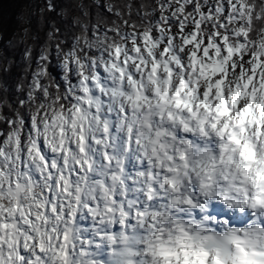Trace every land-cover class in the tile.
Returning <instances> with one entry per match:
<instances>
[{
  "label": "snow or ice",
  "instance_id": "obj_1",
  "mask_svg": "<svg viewBox=\"0 0 264 264\" xmlns=\"http://www.w3.org/2000/svg\"><path fill=\"white\" fill-rule=\"evenodd\" d=\"M73 8L78 15L66 24L68 31L49 23L39 49L25 37L37 39L33 23L55 11L51 0L40 5L26 0L15 31L0 24V264H75L105 237L131 242L146 230L163 228L158 202L166 199L163 183L172 184L161 177L159 158L155 171L143 160L145 140L138 138L137 127L146 115L154 123L172 120L169 105L187 106L196 116L182 95L195 92L203 97L198 105L213 111L212 99L223 105L222 88L235 77L228 84L231 109L218 106L207 129L200 122L199 138L209 144L210 132L217 139L225 129L231 133L229 121L242 125L247 117L259 126L264 120V0H127L123 5L68 0L65 15ZM10 47L21 51L23 62L14 80ZM217 73L221 76L213 82ZM242 98L247 103L239 108ZM221 116L226 119L217 130ZM179 123L196 134L190 124ZM174 139L177 159L185 156L180 145L203 147L191 138ZM228 139L240 143L234 133ZM225 147L219 145L220 151ZM253 156L250 147L247 156L241 148L243 159ZM84 217L91 237L81 235L78 221ZM113 247L121 264L120 248ZM233 248L230 264H264V251L235 241ZM151 254L160 264H192L182 248L177 254L159 244Z\"/></svg>",
  "mask_w": 264,
  "mask_h": 264
},
{
  "label": "clouds",
  "instance_id": "obj_2",
  "mask_svg": "<svg viewBox=\"0 0 264 264\" xmlns=\"http://www.w3.org/2000/svg\"><path fill=\"white\" fill-rule=\"evenodd\" d=\"M208 71L211 72L212 69ZM165 75L161 72V79ZM228 75L233 74L229 72ZM220 76L221 73H217L212 81ZM177 79L178 77H174L173 83ZM234 81L233 76L222 88L223 105L219 99H212L216 93L215 89L212 90L209 96L212 103L208 107L213 111H205L202 105H198V99L202 100L203 97H196L193 92L191 95H182V99L192 106L193 112H197L196 116L188 111L187 106L173 108L169 105L167 111L172 112V120L154 123L146 115L139 122L137 136L145 140L143 160L150 162L155 171L159 158L161 177L167 176L172 184L170 188L167 181L163 183V195L166 199L162 203L158 202L161 214L157 216V220L163 228L146 230L147 234L141 233L131 242L124 238L105 237L101 247H89L86 255L77 256L75 264H117L114 245L120 248L121 264H160L161 258L151 254L159 244L167 245L169 250L175 249L177 254L182 248L192 264H199L201 259H204L205 264H215L217 259L222 264H230L229 258L234 251L233 241L246 248L264 251V120L260 121L259 126L256 121L249 124L247 117L242 125L233 126L229 121L231 133L225 129L223 138L217 139L210 132V144L199 138L201 121L205 122L207 129V121L216 115L215 109L218 106L231 109V89L228 84ZM206 83L207 81H201L202 85ZM160 86L164 87L163 84ZM145 87L146 91H152L151 85ZM246 103L247 98L240 99L239 108ZM156 111L152 109V115ZM225 119L224 116L220 117L217 130ZM179 121H183L185 125L190 124L196 134L193 135L187 128L182 127ZM147 124L152 127L149 128ZM232 133L240 141L239 145L228 139ZM177 136L181 140L191 138L194 145L203 144V147L187 150L180 145L185 156L182 160L177 159L179 152L176 150L177 140L174 139ZM221 144L226 146L223 151L219 148ZM242 147L245 156L248 155L250 147L254 153L252 160L241 157ZM165 153L173 157L172 161L167 159ZM164 165H168L173 171L164 172ZM78 224L81 235L92 236L90 222L86 217L81 218ZM180 259H184L183 255Z\"/></svg>",
  "mask_w": 264,
  "mask_h": 264
},
{
  "label": "trees",
  "instance_id": "obj_3",
  "mask_svg": "<svg viewBox=\"0 0 264 264\" xmlns=\"http://www.w3.org/2000/svg\"><path fill=\"white\" fill-rule=\"evenodd\" d=\"M26 0H0V24H3L7 27L8 32L15 31V20L17 14L23 8ZM38 5L45 4L47 0H31ZM51 2L55 5V11L51 13H45L42 22L40 24L33 23V35L37 39H32L25 37V41L28 44L35 45L37 49L39 46L45 43L46 33L49 30L48 24L51 22H55L61 29L62 32L68 31L66 24L71 22V19L74 15H78V12L73 8L68 11V15H65L64 5L68 2V0H51ZM76 3L83 2L85 4L92 3V0H75ZM101 3L108 2L118 5H123L127 2V0H100ZM150 2V0H147ZM59 13V15H58ZM36 19L40 20L39 8L36 9ZM27 25H23L22 27H26ZM63 28V29H62ZM3 54L2 49H0V55ZM9 56L10 59L13 60L11 67V76L10 79L14 80L22 71L23 62L21 59V51L16 50L13 51L12 48H9ZM3 79V73H0V81Z\"/></svg>",
  "mask_w": 264,
  "mask_h": 264
},
{
  "label": "rangeland",
  "instance_id": "obj_4",
  "mask_svg": "<svg viewBox=\"0 0 264 264\" xmlns=\"http://www.w3.org/2000/svg\"><path fill=\"white\" fill-rule=\"evenodd\" d=\"M144 2H147V0H144ZM104 3V2H103Z\"/></svg>",
  "mask_w": 264,
  "mask_h": 264
},
{
  "label": "bare ground",
  "instance_id": "obj_5",
  "mask_svg": "<svg viewBox=\"0 0 264 264\" xmlns=\"http://www.w3.org/2000/svg\"><path fill=\"white\" fill-rule=\"evenodd\" d=\"M68 15V14H67ZM63 29V28H62Z\"/></svg>",
  "mask_w": 264,
  "mask_h": 264
}]
</instances>
